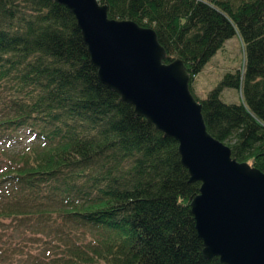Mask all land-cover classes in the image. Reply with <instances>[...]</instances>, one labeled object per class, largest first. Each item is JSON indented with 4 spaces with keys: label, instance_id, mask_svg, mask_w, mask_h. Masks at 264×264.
Returning <instances> with one entry per match:
<instances>
[{
    "label": "trees",
    "instance_id": "obj_1",
    "mask_svg": "<svg viewBox=\"0 0 264 264\" xmlns=\"http://www.w3.org/2000/svg\"><path fill=\"white\" fill-rule=\"evenodd\" d=\"M97 1L155 31L206 131L264 173V0ZM235 34L243 69L196 98L192 78ZM225 86L238 103L220 99ZM19 135L30 142L16 148ZM199 187L177 142L99 81L68 9L0 0V264H222L202 254Z\"/></svg>",
    "mask_w": 264,
    "mask_h": 264
},
{
    "label": "water",
    "instance_id": "obj_2",
    "mask_svg": "<svg viewBox=\"0 0 264 264\" xmlns=\"http://www.w3.org/2000/svg\"><path fill=\"white\" fill-rule=\"evenodd\" d=\"M44 1L73 15L99 81L177 142L189 182L200 183L189 207L203 256L222 264H264V173L232 159L230 148L206 131L183 62L164 63L153 29L109 19L97 0Z\"/></svg>",
    "mask_w": 264,
    "mask_h": 264
},
{
    "label": "rangeland",
    "instance_id": "obj_3",
    "mask_svg": "<svg viewBox=\"0 0 264 264\" xmlns=\"http://www.w3.org/2000/svg\"><path fill=\"white\" fill-rule=\"evenodd\" d=\"M244 65L243 50L238 35L226 40L222 47L209 59L202 70L192 78L191 90L198 99H204L207 94L223 81L226 74L234 75L241 71ZM220 99L225 103H238L239 90L233 86H225L220 92ZM30 142L27 136L19 135L18 141L12 146L16 148ZM32 236V234H29ZM38 234H36L37 236ZM7 235L2 237H10Z\"/></svg>",
    "mask_w": 264,
    "mask_h": 264
}]
</instances>
